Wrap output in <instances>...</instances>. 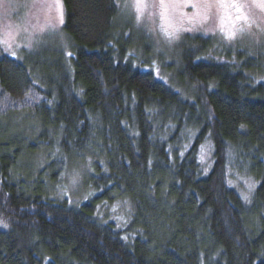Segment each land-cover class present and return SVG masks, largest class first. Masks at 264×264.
Wrapping results in <instances>:
<instances>
[{"label":"trees","instance_id":"trees-1","mask_svg":"<svg viewBox=\"0 0 264 264\" xmlns=\"http://www.w3.org/2000/svg\"><path fill=\"white\" fill-rule=\"evenodd\" d=\"M60 3L67 44L52 78L0 55V120L24 110L43 129L31 144L0 133V264H264V57L234 66L195 51L175 88L123 62L115 0ZM43 146L100 153L105 173L89 189L102 193L77 207L48 199L58 165L18 171ZM229 153L257 182L249 205L229 184ZM117 197L131 208L123 229L98 217Z\"/></svg>","mask_w":264,"mask_h":264},{"label":"rangeland","instance_id":"rangeland-1","mask_svg":"<svg viewBox=\"0 0 264 264\" xmlns=\"http://www.w3.org/2000/svg\"><path fill=\"white\" fill-rule=\"evenodd\" d=\"M209 2L144 0L147 7L138 13L136 0H115L118 13L114 19L111 44L117 48L124 47L127 51L123 62H128L140 72L152 74L166 85L171 83L175 88L180 87L181 60L195 51H203L200 60L220 62L225 59L234 66H240L248 58L264 57V8L257 6L259 0H240L246 5L241 13H236L234 9L227 10L233 21L226 20V29L236 32L232 40L226 39L219 28L220 17L225 10L215 6L209 10ZM59 14L57 0H0V55L5 54L24 64L36 63L35 69L41 77L52 78V62L58 61L59 53L67 44L61 33L63 23H59ZM237 15L246 19L235 20ZM191 36L201 40L193 43ZM6 46L10 47L6 50ZM9 52H14L15 56ZM225 60L223 62H227ZM253 66L255 68L256 63ZM65 67L70 72V68ZM44 84L39 86L41 91L47 89ZM41 93L38 92L37 97L41 98ZM23 111L5 113L0 120V133L5 131L13 138H26L28 144L35 143L43 129L33 115ZM186 140L190 142L189 135ZM52 142L51 137L48 143ZM55 151L43 146L39 153H23L19 173L31 175L53 161L55 165L50 172L57 173L58 166L60 171L56 182L47 184V198L66 200L76 207L102 193V189H89L91 179L105 173L100 153H85L86 150L83 153L61 154ZM198 155L204 168H209L212 156L210 142L200 147ZM229 156V184L249 205L257 182L234 153H229ZM250 185L254 187L250 189ZM245 195L248 196L247 201L243 198ZM112 201L99 206L98 217L123 229L129 222L131 208L122 197L113 198Z\"/></svg>","mask_w":264,"mask_h":264},{"label":"snow or ice","instance_id":"snow-or-ice-1","mask_svg":"<svg viewBox=\"0 0 264 264\" xmlns=\"http://www.w3.org/2000/svg\"><path fill=\"white\" fill-rule=\"evenodd\" d=\"M213 6L219 9H224L225 13L220 17V23L219 28L220 31L225 35V38L228 40H232L236 36V32L232 29H226V20L227 21H233L232 15L227 12L228 9H234L236 13H241L242 9L246 6L245 4L241 3L240 0H210V2L207 4V8L210 10ZM258 7L264 8V0H259V3L257 4ZM57 7L60 9L59 14V23H63V12H62V5L59 3V0H57ZM135 7L138 11V13H142L143 9L147 7V5L144 3V0H136ZM246 19V17H242L241 15H237L235 17V20L240 19ZM234 27V22H233ZM10 46H6L7 48ZM10 55L15 56L14 52H9ZM250 189L254 187V185L249 186ZM246 201L248 200V196L245 195L243 197Z\"/></svg>","mask_w":264,"mask_h":264}]
</instances>
